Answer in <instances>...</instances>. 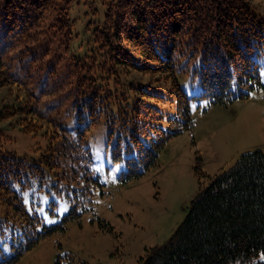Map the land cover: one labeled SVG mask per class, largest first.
<instances>
[{
	"label": "trees",
	"instance_id": "1",
	"mask_svg": "<svg viewBox=\"0 0 264 264\" xmlns=\"http://www.w3.org/2000/svg\"><path fill=\"white\" fill-rule=\"evenodd\" d=\"M254 1L264 0H104L105 15L94 30V48L74 63L76 104L81 118L85 112L90 124L104 120L116 126L120 141L125 139L127 149L134 151L127 159L124 181L156 166L167 141L183 128L191 129L189 96L173 71L181 48L188 47L192 56L200 57L195 74L202 86L201 97L210 103L228 105L254 90H264L262 64L257 58L264 55V12ZM69 2L0 0V19L12 22L11 29L20 25L25 44L35 33L31 30L41 14L57 10V28L70 42ZM17 57L23 58L21 65L27 62L26 45ZM138 60L165 63L164 69L172 71L185 117L177 132L158 125L157 110L122 80L130 69H142ZM11 74L0 58V93L9 89V97L15 83ZM26 83L27 78L17 83V104H6L11 107L7 114H39L30 104L34 95L23 89ZM34 116L30 121H35ZM32 122L22 121L23 130H38L40 125ZM48 137L50 145L41 161L54 167L58 162L64 164L61 177L68 188L78 186L80 179H85V187H75L72 206L61 223L43 224L35 211L27 210L21 195L30 166L6 151L9 136L0 128V264H14L42 238L78 218L76 194L81 192L84 200L88 197L94 181L90 150L64 128H53ZM71 261L69 255H59L55 264H73ZM141 264H264V153L245 152L232 167L212 177L191 200L173 235L164 244L149 248Z\"/></svg>",
	"mask_w": 264,
	"mask_h": 264
},
{
	"label": "rangeland",
	"instance_id": "2",
	"mask_svg": "<svg viewBox=\"0 0 264 264\" xmlns=\"http://www.w3.org/2000/svg\"><path fill=\"white\" fill-rule=\"evenodd\" d=\"M254 4L264 12V1ZM105 10L104 0H70V42L57 28V10L34 17L37 20L31 31L35 33L25 44L21 26L11 29L12 22L0 19V58L15 82L12 97L9 89L0 93V128L9 136L6 151L30 166L27 187L21 194L27 210L35 211L45 225L61 223L72 206L73 190L85 187V179H80L78 186L68 188L61 177L66 166L41 161L53 128H64L74 141L82 139L92 155L89 168L94 178L85 200L81 192L76 194L81 215L42 238L14 264H55L59 255H69L73 264H141L149 248L164 244L173 235L191 200L212 177L232 167L245 152L264 153V90H254L247 98H237L228 105L210 103L201 97L202 86L195 74L200 57L183 47L173 71L189 96L191 129L183 128L167 141L156 166L124 181L127 159L134 151L127 149L125 139L120 141L116 126L104 120L90 124L85 112L81 118L76 104L74 63L94 48V30L102 23ZM25 45L27 62L21 65L23 58L17 54ZM257 58L264 82V55ZM17 63L23 66L22 71ZM137 64L142 69H130L122 76L126 87L143 95L157 110L158 125L177 132L185 117L172 71L157 61L138 60ZM26 78L22 88L34 95L30 104L39 114H7L11 107L6 108V104H17V83ZM19 105L24 107L25 100ZM26 118L29 123H38L39 129L24 131L22 121ZM4 247L7 250L8 244Z\"/></svg>",
	"mask_w": 264,
	"mask_h": 264
}]
</instances>
